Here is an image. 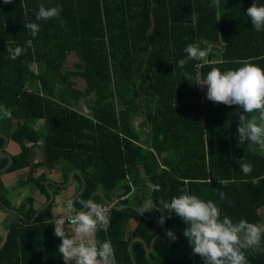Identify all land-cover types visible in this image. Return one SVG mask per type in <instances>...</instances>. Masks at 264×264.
I'll return each mask as SVG.
<instances>
[{
    "label": "trees",
    "instance_id": "1",
    "mask_svg": "<svg viewBox=\"0 0 264 264\" xmlns=\"http://www.w3.org/2000/svg\"><path fill=\"white\" fill-rule=\"evenodd\" d=\"M253 2L264 5V0H11L8 4L0 0V105L12 113L11 118H0V147L5 136L3 153L12 157L0 172V207L18 212L0 245V264H64L58 252L61 241L54 235V200L40 210L32 206L31 196L14 206L1 178L3 173L27 169L17 184L31 182L47 200L44 173L33 174L55 161L69 168L64 181L71 169L80 171L84 187L74 201L88 199L97 189L108 198L128 178L147 190L149 201L159 208L187 189L211 200L221 217L251 223L259 219L258 209L264 206V154L238 142L237 106L200 101L195 71L199 61L177 67L187 55V44L197 42L201 49H206L201 44L221 45L219 50L210 49L214 60L200 65L201 77L213 67L235 70L245 61L264 69V30L257 31L246 15ZM41 3L61 5L59 18L37 21ZM192 14L198 20L193 21ZM29 22L40 26L35 38L24 28ZM28 40L31 47L10 59L8 47H26ZM68 54L78 60L71 65L73 74L84 81L82 97L98 94L87 113L74 109L59 86H69L62 70ZM185 72L191 80L184 81ZM120 86L137 105L115 95ZM130 112L142 116L147 128L144 143L131 127ZM31 119L43 121V135ZM38 142L43 159L32 161L29 152ZM8 144L12 152L6 149ZM233 158L250 163L252 172L245 175ZM7 161L0 154V169ZM123 191H130L129 184ZM92 199L103 204L99 194ZM75 207L81 208L79 203ZM125 213L135 220L130 238H141L147 247L162 227L154 222L164 215L156 209L148 220L145 216L150 213L143 216L135 208L119 204L111 208L107 230L99 229L96 236L111 241L116 264H133L127 248L130 238L120 236ZM185 227L179 217L168 214L150 251L140 240L133 241L135 264H203L183 236ZM165 229L173 230L174 242ZM245 254L248 264H264V252L248 249Z\"/></svg>",
    "mask_w": 264,
    "mask_h": 264
},
{
    "label": "clouds",
    "instance_id": "2",
    "mask_svg": "<svg viewBox=\"0 0 264 264\" xmlns=\"http://www.w3.org/2000/svg\"><path fill=\"white\" fill-rule=\"evenodd\" d=\"M4 3H11V0H4ZM61 11L62 6L59 4L46 7L41 3L35 19L41 21L59 18ZM246 15L257 31L264 30V5L258 6L253 2L247 8ZM192 19L198 20V15L192 14ZM60 23L63 24L64 21L61 20ZM24 28L30 31L33 38L40 30L39 24L33 22L25 23ZM27 47H31V40L26 42V47H8L10 59L15 60L24 54ZM184 51L187 55L178 60L179 68H184L190 60L204 61L209 54L208 50L192 43L187 44ZM184 76V81L192 79L190 73L185 72ZM196 85L207 86L206 98L209 101L237 106L235 114L238 117V142L243 144L247 141L248 147L253 151L255 146L264 150V69L250 61L243 62V65L235 70L223 72L213 67ZM254 112H258L259 116L249 118L246 115ZM11 116V111L0 105V118ZM233 159L245 175L252 172L250 163L244 162L242 158ZM154 190L158 191L159 186H154ZM179 191V196L172 197L170 202L158 209L164 215L157 217V223L163 226L166 216L170 213L179 217L186 225L183 236L192 252L203 260V264H248L245 254L248 249L264 252V225L244 219L234 222L227 215L221 217L218 207L211 200L205 201L191 195L187 189ZM219 195L221 199L224 198V193ZM76 203L80 204V209L75 207ZM61 204L68 212L74 213L70 220L58 215L53 224L54 235L61 241L58 252L64 264H116L115 248L111 241H101L96 236L99 229L106 231L110 224L108 207L93 199H68ZM149 204L151 207L142 209L141 213L154 207V202L149 201ZM69 223L74 227L69 229ZM165 235L170 242L177 239L173 230L165 229Z\"/></svg>",
    "mask_w": 264,
    "mask_h": 264
},
{
    "label": "crops",
    "instance_id": "3",
    "mask_svg": "<svg viewBox=\"0 0 264 264\" xmlns=\"http://www.w3.org/2000/svg\"><path fill=\"white\" fill-rule=\"evenodd\" d=\"M133 122H134V120H133ZM133 122L131 119V127L134 131L137 132V134L139 136V140L142 141L143 138H145V140H146L147 139V128L143 125H139L140 127H137L135 125L133 126V124H134ZM142 132H145L143 137L141 136ZM145 140H143V142ZM11 145L12 144H8L6 146V149L10 152H12V148H13V147H11ZM29 158L32 161H41L43 159V151H42V146H41L40 142L33 145V147L31 148V150L29 152ZM73 169H75V168H73ZM73 169H71L68 172V179L66 181H64V173L66 174L67 171L69 170V168L67 167L66 164H64V165L61 164L60 161L59 162L55 161L53 163V165H49V166L44 165L41 169L37 170L33 174V175H38L39 173L43 172L45 175V181H47L46 183L49 185L48 188L50 190H52L54 193L53 194L54 203H53V207H52L53 221L55 220V218L58 215H63L66 217L69 214H71L70 212L67 211V209L65 207L62 206L61 202L66 201L68 199L74 200L78 196V194L81 192L80 191V189H81L80 177L81 176L74 173V176L72 178L71 174H72ZM27 172H28L27 169H21V170L6 172V173H3L1 175V178L3 180L4 185L7 187V197H8V194H11L13 196H18L17 197L18 201H23V199H25L24 192L26 191V187L29 185L33 186V187H29V190L31 191L30 196L33 199L32 200V206L34 208L40 209V207L42 205H44L46 203V201L48 200V199L46 200L44 193L41 192L38 188L36 189V187L31 182H25L22 184H17V181L25 179ZM79 173H80V171H79ZM128 181H129L128 178H126L124 181H122L121 182L122 184L120 185L119 189L112 194L110 193L108 195V198H105L104 194L100 195L101 198L103 199L102 200L103 203L109 202L113 197H115L117 195H125L122 202L119 203V205H121L122 207L134 208V207H138L139 204L142 206V209H147V208L151 207V205L149 204V192L148 191L144 192L143 190H141L142 188H139L136 185L131 184L130 191L128 193L124 194L123 186H125L126 184H129ZM33 188H35L36 191ZM96 191H102V190L97 189ZM133 192H136L137 195L134 198H132L131 200H129V197H130L131 193H133ZM95 194H97V193H95ZM94 200L99 203V200H96V199H94ZM11 203H12V201H11ZM21 203L22 202H20V204ZM16 205L18 206V204H16ZM158 209H159V207H158ZM151 210H153V212H154V210H156V208L151 209ZM151 210H149L148 212H144L143 214L144 215H146V213L149 214ZM258 215H259V219L254 224L263 225L264 206H262L261 208L258 209ZM147 216H149V215H147ZM153 218H154V214H153ZM66 224H67V222H66ZM157 224L158 223H157V219H156V221L154 222V226H157ZM134 225H135L134 218L131 217V215L129 213H125L124 218L122 220L121 227H120L121 238H123V239L130 238L132 230L134 228ZM68 227H69V229H71L74 226L69 224Z\"/></svg>",
    "mask_w": 264,
    "mask_h": 264
},
{
    "label": "rangeland",
    "instance_id": "4",
    "mask_svg": "<svg viewBox=\"0 0 264 264\" xmlns=\"http://www.w3.org/2000/svg\"><path fill=\"white\" fill-rule=\"evenodd\" d=\"M201 47L206 48L204 45H200ZM77 57L75 55H67L65 56V61L62 67V70L65 71L66 74V79L69 83V86L66 88L65 85L63 83H59V86L62 88V90L67 94L68 98L71 101V105L74 109L87 113L89 110V104L90 101L97 98L98 94H90L86 97H82V93H83V87H84V81L83 79L78 76V75H74L73 71L75 68L72 67V63L77 62ZM115 95L119 98L121 97V99L125 100L126 103H131V106L137 105L135 103V100H133L132 97L128 96L126 93V90L123 86H120L119 88L115 89ZM132 119V122L134 120V124L133 126H137L140 127L139 125H142L141 123V117L139 114L134 113V112H130ZM29 122L36 126L38 131L42 132L41 134H44L45 128L43 127V121H41L40 119H31L29 120ZM145 132L141 133V136H144ZM40 134V137H41ZM238 136V133L236 134V138ZM42 138V137H41ZM143 140H145V138L142 139V143ZM238 140V139H237ZM244 147L247 150H251L248 147L247 141H245L243 143ZM254 151H258L261 152L262 154H264V150H261L258 146H255V150ZM29 187H33V186H27L26 187V191L24 192V196L29 197L31 195V191L29 190ZM35 190V188H33ZM37 189V187H36ZM36 191V190H35ZM144 192H147V190H143ZM137 195L136 192L131 193L129 200H131L132 198H134ZM18 196H13L11 194H8V198L10 199V201H12L14 206H17L16 204H20V202L22 201H18ZM24 200V199H23ZM7 208V207H6ZM12 209V208H11ZM13 217H15V214H13L12 212L9 211V209H5L0 207V245L3 241V237L5 235V231L7 229V226L9 224V222L13 219ZM133 238V237H132ZM130 238V239H132Z\"/></svg>",
    "mask_w": 264,
    "mask_h": 264
},
{
    "label": "water",
    "instance_id": "5",
    "mask_svg": "<svg viewBox=\"0 0 264 264\" xmlns=\"http://www.w3.org/2000/svg\"><path fill=\"white\" fill-rule=\"evenodd\" d=\"M3 138H4V143H3L2 147H0V154L3 155V156H5V157L8 159V161H7L6 165H4V166L0 169V172L3 171V170H5V169L9 166V164L11 163V160H12L11 155H9V154H4V153H3V148H4L5 145L7 144V138H6L5 136H3ZM74 173H76V174H78V175L80 176L79 170L76 169V168L72 170V174H71V175H72V178H73V176H74ZM80 180H81V189H80V191H82V189H83V187H84V182H83V179H82L81 177H80ZM46 182H47V181H44V184H45V185L47 184ZM48 191H49V198H48V200L46 201V203L40 207V209H42L47 203H49V202L53 199V191L50 190L49 188H48ZM95 193H97V194H99V195H103V192H102V191H95L94 193L91 194V196L89 197V199H91L92 196H93ZM134 208H135L137 211H139V212L141 213V209H140V207H134ZM154 208L158 209L157 206H154L152 209H154ZM8 209H9V211H11V212H13V213H16V214L18 213L15 209H11V208H8ZM40 209H38V210H40ZM38 210H37V211H38ZM37 211H36V212H37ZM141 214H142L143 216H145L143 213H141ZM35 215H36V213H35ZM35 215H34V216H35ZM152 217H153V210L150 211L149 216H145V218H147L148 220L152 219ZM164 226H165V223H164L163 226L160 228V230L158 231V233H156V235H155V236L153 237V239L150 241L148 247H147L146 243H145L141 238H139V237H133L132 239H130L127 248H128V252H129V255H130V258H131V261H132L133 264H135V261H134L133 255H132V251H131V245H132L133 241H134L135 239L140 240V241L143 243V247H144L145 250L148 252V251H150V250L152 249L153 242H154L156 236H157L160 232H162V230L164 229Z\"/></svg>",
    "mask_w": 264,
    "mask_h": 264
},
{
    "label": "built area",
    "instance_id": "6",
    "mask_svg": "<svg viewBox=\"0 0 264 264\" xmlns=\"http://www.w3.org/2000/svg\"><path fill=\"white\" fill-rule=\"evenodd\" d=\"M192 44H195L198 46V43L197 42H194ZM210 49H216V50H219L221 49V45L220 44H217V43H209L206 45V50H208V56L206 57V59L204 61H199L195 64V71H196V84L198 83V80L199 79H203L204 77H201L200 76V65L204 62H208V61H212L214 60V56L213 54L211 53ZM206 91H207V86H200V85H197V93L199 95V99L201 102H205V101H209L207 98H206ZM129 183V186H131V183L128 181ZM125 195H117L115 197H113L109 202H106V203H103L104 205H106L109 209V215L111 213V208L115 205H118L120 202H122V200L124 199ZM74 215V213H71L69 214L68 216H66L67 219H71V216ZM67 222V221H66ZM68 223V222H67ZM70 224V223H69ZM101 230H103L101 228Z\"/></svg>",
    "mask_w": 264,
    "mask_h": 264
}]
</instances>
